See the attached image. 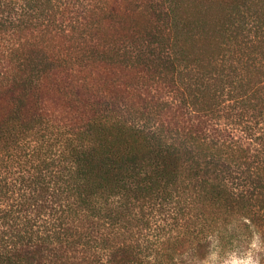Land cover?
Returning a JSON list of instances; mask_svg holds the SVG:
<instances>
[{"label": "trees", "instance_id": "obj_1", "mask_svg": "<svg viewBox=\"0 0 264 264\" xmlns=\"http://www.w3.org/2000/svg\"><path fill=\"white\" fill-rule=\"evenodd\" d=\"M253 248L264 0H0V264Z\"/></svg>", "mask_w": 264, "mask_h": 264}, {"label": "rangeland", "instance_id": "obj_2", "mask_svg": "<svg viewBox=\"0 0 264 264\" xmlns=\"http://www.w3.org/2000/svg\"><path fill=\"white\" fill-rule=\"evenodd\" d=\"M202 264H264V249H243L228 255L214 253Z\"/></svg>", "mask_w": 264, "mask_h": 264}]
</instances>
